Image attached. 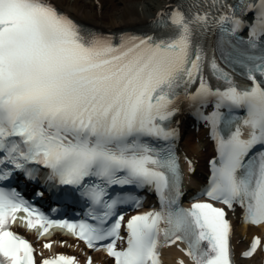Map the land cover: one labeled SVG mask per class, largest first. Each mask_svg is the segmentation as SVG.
<instances>
[{
  "label": "snow or ice",
  "instance_id": "6c2138e0",
  "mask_svg": "<svg viewBox=\"0 0 264 264\" xmlns=\"http://www.w3.org/2000/svg\"><path fill=\"white\" fill-rule=\"evenodd\" d=\"M155 23L151 34H105L51 0H0V181L39 174L60 202L86 204L79 219H53L0 186V264H37L33 244L11 228L21 211L43 235L64 227L116 264H162L161 250L177 241L192 264H237L228 212L209 201L264 225V0H193L160 10ZM209 34L218 39L209 44ZM182 101L208 123L216 152L188 207L174 126ZM125 185L154 190L159 206L125 220L121 206L142 200L110 191ZM262 247L257 235L242 255ZM42 264L82 261L61 253Z\"/></svg>",
  "mask_w": 264,
  "mask_h": 264
},
{
  "label": "bare ground",
  "instance_id": "6f19581e",
  "mask_svg": "<svg viewBox=\"0 0 264 264\" xmlns=\"http://www.w3.org/2000/svg\"><path fill=\"white\" fill-rule=\"evenodd\" d=\"M176 0H51L57 7L62 9L67 14L74 17L77 21L86 23L100 29L120 30L124 28H139L145 29L150 24L157 13L166 9ZM186 156L192 159L194 165V177L201 178V174L206 172L208 166L210 147L203 139V136L197 138L189 137L184 143ZM235 235L234 243L237 251H242L250 241V237L259 233L258 228L248 225H243L239 219V213L235 212ZM60 240H67L68 243H60ZM49 241L53 243L52 249H44L40 244L39 250L45 255L52 254L64 246L66 249H72L73 254L83 262L89 256L83 254L84 246L79 244L72 238L65 237L61 234ZM76 245H79L77 247ZM95 264H112V261L105 254H94ZM262 256H256L251 260L240 261L241 264H261ZM185 258L182 250L177 248L170 249L166 264H178L179 260Z\"/></svg>",
  "mask_w": 264,
  "mask_h": 264
}]
</instances>
